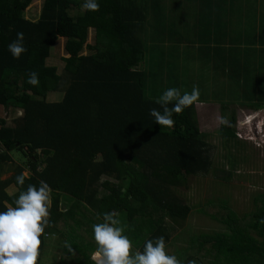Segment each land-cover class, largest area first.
I'll list each match as a JSON object with an SVG mask.
<instances>
[{
  "label": "trees",
  "instance_id": "16d2710c",
  "mask_svg": "<svg viewBox=\"0 0 264 264\" xmlns=\"http://www.w3.org/2000/svg\"><path fill=\"white\" fill-rule=\"evenodd\" d=\"M195 1L206 5L212 0ZM31 2L0 0V107L12 117H0V170L12 162L11 152L22 158L10 168L9 177L0 179V211L14 207L28 184L38 186L43 180L49 185L48 224L39 237L35 264H40L50 236L56 237L54 247L62 249L58 264H95L90 259L92 247H97L92 225L103 222L105 212L120 221L131 247L142 252L146 240L162 236L166 251L176 224L191 210L174 190L185 186L188 176L207 173L211 161L194 104L173 114L171 128L156 125L148 114L150 108L160 110L154 101L170 88L154 86L160 68L146 55L148 36L154 40L159 33L151 34L154 25L147 22L148 11L157 12L159 0H98L97 11L83 9V0H43L35 21L23 17ZM209 26L223 28L213 29L215 36L228 31L224 37L231 44L229 56L216 60V67L228 64V70H219L215 82L226 77L238 100L261 107L264 44L254 47V33L231 20L199 27L192 20L181 28L188 36L193 32L203 46L195 55L206 54ZM89 29L94 31L92 45L86 44ZM17 32L24 34L27 51L13 59L6 46ZM59 37L67 54L61 57V73L47 64ZM83 49L90 52L82 54ZM145 60L151 65L150 76L140 68ZM30 72L37 73L38 85L27 82ZM53 92L60 97L48 101ZM226 110L221 104L220 111ZM225 120L215 132L234 143L235 111ZM21 173L25 183L17 185L15 177ZM9 185L13 193H8ZM256 199L254 211L241 219L229 209L224 213L226 208L204 205L202 212L227 231L190 237L187 247L166 254L175 255L180 264H205V257L211 264H264V195ZM61 202L73 203L61 210ZM251 230L261 239L253 238Z\"/></svg>",
  "mask_w": 264,
  "mask_h": 264
},
{
  "label": "rangeland",
  "instance_id": "374dc122",
  "mask_svg": "<svg viewBox=\"0 0 264 264\" xmlns=\"http://www.w3.org/2000/svg\"><path fill=\"white\" fill-rule=\"evenodd\" d=\"M42 2L43 0H33L23 11V17L35 21L39 16V8ZM169 3L175 5V8H171V11H168L167 14L175 17L178 15L179 20L183 19L179 23V31H175L178 25L173 24L169 35L170 39L177 41V43L171 44L173 42L171 40V46L168 50H166V47V51L164 50L162 53L159 48L151 53V60L161 64L160 69L156 71L160 75H158L157 80L153 79L152 82L155 87L159 85L162 88H179L181 93L184 91L190 92L193 85L199 89V101L194 106L203 139L210 147L209 157L211 161V166L207 173L188 176L185 186L174 190L175 194L181 197L191 208L187 218L176 224V230L172 233L170 242V246H172L166 247V251L174 252L187 247L190 237L201 234L216 235L218 232L227 231L224 224L202 212L201 209L204 205L215 204L223 207L222 209L226 208L224 213L229 209L241 219L246 214L254 211L256 203L259 204L256 197L264 195V103L259 102L261 107H248V102L237 99L235 90L227 82L228 79L226 77L223 82L222 80L218 82L219 84L215 82L217 76L213 77L214 72L218 71L210 68L208 71L205 60L193 58L195 50L203 46H200L193 32H190V36H188L186 28H181L183 23L192 24L193 12H190L191 3L186 0H169ZM149 15H151L150 12L148 13L150 18ZM179 20L177 19V21ZM145 29L149 34L150 28L145 27ZM248 30L251 33L253 31V29ZM152 35L155 36L156 32H153ZM148 38L150 43L153 42L155 46L157 45L156 41L149 36ZM63 43L64 38L59 37L54 46L51 47L50 57L47 60V64L56 66L58 73H61L63 66L61 57H67L63 50ZM93 43L94 31L89 29L86 44L92 45ZM249 47H252V45ZM88 52L90 51L83 49L82 54H87ZM201 63H203L202 66ZM253 78L255 79V77ZM59 97V93L53 92L47 95V100L56 101ZM221 104L227 105V110L223 113L220 111ZM232 110L235 111V129H238L239 135L235 137L234 143H228L223 141L215 131L219 127L220 118L225 116V119H227ZM16 114L18 115L19 112ZM249 114H255L256 118L254 120L251 119L252 122L250 123L243 124L245 126H241L242 119L249 120L252 118L253 115L248 116ZM244 116L247 117L244 118ZM0 117L5 118L7 121L12 118L11 114L6 116L1 107ZM239 129L241 130L239 131ZM243 137L247 139L245 140ZM10 155L12 162L5 164L6 168L9 167V170L14 164H20L22 161L20 153L13 151ZM11 173L5 170L0 173V178H5ZM12 187L10 193L15 191L14 186ZM72 203L66 202L63 205L61 202V210H65ZM163 220L166 222L167 217H163ZM167 224L171 225L172 222L167 221ZM65 228L68 230L67 224H65ZM250 233L256 240L261 239L252 230ZM46 240L47 246L42 251L43 255L41 256L40 264H58L62 249L58 250L59 247L57 245V248L54 247L56 237L50 236ZM133 251L135 249L130 251V255ZM94 256L95 253L91 255L90 259L94 260ZM204 260L205 264L212 263L210 258L205 257ZM94 262L98 263L99 261L95 260ZM215 262L219 264V261Z\"/></svg>",
  "mask_w": 264,
  "mask_h": 264
},
{
  "label": "clouds",
  "instance_id": "9594fccd",
  "mask_svg": "<svg viewBox=\"0 0 264 264\" xmlns=\"http://www.w3.org/2000/svg\"><path fill=\"white\" fill-rule=\"evenodd\" d=\"M81 7L88 11H97L99 2L83 0ZM6 47L13 59H19L27 51L24 34L17 32L16 38ZM27 82L33 86L38 85L37 73L30 72ZM199 96V89L195 85L190 92L183 93L176 87L167 88L154 101L160 110L150 108L148 114L156 125L171 128L174 124L173 114H180L184 109L197 103ZM251 115L253 116L249 120H241V126L256 118L255 114L248 116ZM220 123L225 124L227 121L221 117ZM15 182L17 185H24L25 175L23 173L17 175ZM50 192L49 185L43 180L39 181L38 186L28 184L13 201L14 207L0 211V264H35L40 244L39 237L48 224ZM102 216L103 222L92 225V238L97 246L95 255L100 257L96 264H180L175 255L166 254L162 236L146 240L142 252L133 251L130 255L131 242L122 234L124 229L120 226V221L112 212H105Z\"/></svg>",
  "mask_w": 264,
  "mask_h": 264
},
{
  "label": "crops",
  "instance_id": "0c3cea01",
  "mask_svg": "<svg viewBox=\"0 0 264 264\" xmlns=\"http://www.w3.org/2000/svg\"><path fill=\"white\" fill-rule=\"evenodd\" d=\"M190 1V0H189ZM159 4L157 6V12L152 10H149L148 12L151 13L150 18L148 17L147 22L149 24L153 23L154 26H152V33L156 30L159 31L158 35L154 39V41L157 42V45L155 46L153 42H148L147 44V52L146 55L149 57L151 56L150 52L152 50H158L159 48L163 51L168 50V48L171 46V44L177 43V41L170 39V32L172 29L173 24H177V28L180 27L179 25V16H169L167 13L168 11H171V8H175V5H172L169 3V0H159ZM191 6H192V12L193 15L196 14V17L192 16V20L194 22H197L198 27L200 23H208V22H235L242 28L247 29H253V33L255 36L251 40V43L254 47H261L264 44V0H212L210 3L206 5H202L197 3L195 0H191ZM167 11V12H166ZM236 12H239L236 14ZM233 13V14H232ZM235 13V14H234ZM177 19L179 21H177ZM195 25V24H194ZM193 26V25H192ZM194 27V26H193ZM195 27H197L195 25ZM228 28V27H226ZM212 29V30H211ZM223 29L220 27H213L206 30L205 35V42L209 46L206 50V54L204 55H195L193 58L197 60H205L206 61V67L209 71V68L212 70H217L218 72H214V76L216 77L219 74V70H228V64L222 65V68L219 69V67H216V60L221 55L229 56V53L231 52V44L228 39V37H224V32L228 33V31L222 32L218 36L214 35V30ZM151 33V34H152ZM211 33V37L210 34ZM162 37V40H161ZM171 40L173 41L171 43ZM253 41V42H252ZM171 43V44H170ZM240 44L239 42H234ZM242 46V44H240ZM165 50V51H166ZM220 50V51H218ZM199 52V47L195 50V54ZM161 55V54H160ZM156 63V62H155ZM157 66L160 68L161 64L156 63ZM203 63H201L202 66ZM140 68L143 70H148L150 76L151 71V65L150 63L145 60L142 65H140ZM191 75V74H190ZM5 165L3 169L0 170V173L7 170L11 173V169L9 170V167L6 168ZM26 173V171H25ZM10 175V174H9ZM9 175L7 177H9ZM5 177V178H7ZM0 178V179H5ZM12 185H9L7 191L8 193L12 190ZM66 202H63V205H65ZM97 247H92L91 255L93 253H96ZM138 251L137 248L131 247V250ZM97 256V255H95ZM94 259V257H93ZM92 260V259H91ZM93 262L95 261L92 260ZM96 264V263H95Z\"/></svg>",
  "mask_w": 264,
  "mask_h": 264
},
{
  "label": "bare ground",
  "instance_id": "6f19581e",
  "mask_svg": "<svg viewBox=\"0 0 264 264\" xmlns=\"http://www.w3.org/2000/svg\"><path fill=\"white\" fill-rule=\"evenodd\" d=\"M99 257V256H98Z\"/></svg>",
  "mask_w": 264,
  "mask_h": 264
}]
</instances>
